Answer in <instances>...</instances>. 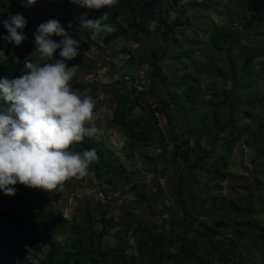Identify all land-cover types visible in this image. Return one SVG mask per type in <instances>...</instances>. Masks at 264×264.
<instances>
[{"label": "rangeland", "instance_id": "374dc122", "mask_svg": "<svg viewBox=\"0 0 264 264\" xmlns=\"http://www.w3.org/2000/svg\"><path fill=\"white\" fill-rule=\"evenodd\" d=\"M195 1L198 2L199 8L206 7L210 10L211 17L217 25L232 28L238 35L240 41L231 53L234 59L241 56L243 58V55L246 57L255 55L264 48V28H258V26L260 27L259 24L264 25V15L263 17L257 16L258 11L256 10V5L261 3L260 0ZM261 1L264 2V0ZM141 3L143 2L138 0H131L123 5L117 2L116 7L118 6L119 10L123 11L122 21L124 19L129 21L134 16L141 20L140 12L144 10L140 6ZM193 3L192 0H181L177 4L173 3L174 8H172V5L169 6L164 1L162 4L164 19L170 24L174 23L181 16L177 7H181L182 10L183 5H193ZM191 8L193 9V6ZM216 11L217 13H213ZM261 11L264 14V11ZM34 12L36 16L38 15L42 19L41 23L49 19L60 21L66 30L72 32L74 38L80 40V55L65 62L69 67L79 65L72 81L73 88L91 95L96 100L95 123L100 131L95 138H85V141L93 142L96 148H101L102 151L108 150L118 155L121 163L119 162L116 166H122L126 178L124 181L121 180L122 184H120V189L116 191L115 195L118 196L120 192V197L125 196L137 207L136 216L126 215L128 212L120 209L121 206L119 205L123 197L121 200L114 198L119 199L118 202H113L115 207L110 206V204L104 207L103 204L105 203L100 201L101 193L98 195L95 191L98 188L89 177L91 172L82 178L68 180L64 184L63 191L59 193L49 194L35 189L36 194H43L48 205L55 210L54 226L51 229L54 230L58 241L62 243L69 238L71 239L73 235V231L70 230L71 223L77 220L81 226L86 224L84 215L86 210H89L87 213L91 212L94 219L90 227L94 232L104 231L103 238L98 241L95 237L93 242L94 246L98 247L96 256L100 264H115V261L122 263L125 258H136L138 264L140 260H144L150 251L146 250L147 253H141L134 231L126 232L128 225H131L133 229L137 228V225L134 223L132 225L131 222L149 223L151 229L157 232L170 229L169 223L165 221L175 220L182 225L189 226L183 208L174 199L175 183L179 173L184 170V174H189L190 179L192 178L188 188L193 194L192 198L185 204V208L190 209L192 214L197 216L193 220L195 224L205 220V214L201 213L202 203L205 200H209L210 203L215 197L234 201L239 203L242 208L250 210V217L257 222L255 231L258 237L252 243H244L247 250L245 251L246 254L242 256V262L244 264H260L264 256L261 253V248L258 250L254 244L257 241L260 244V238L264 237V205L260 198L264 183L259 182L258 179L264 175L255 166L257 148L260 143L255 140L248 144L247 141L256 134V123L264 120V109L255 110L251 118H245L244 101L234 103L237 101V96L247 89L242 78L234 81L229 77L224 82V76L217 74L218 68L222 73L226 69L222 56L215 55L217 59L215 66L210 64V60L203 57L205 53L200 55L203 47L200 43L202 37L196 36L191 28L186 29L185 34H179L178 38L180 40L185 39L187 42H195L194 47H192V53L195 55L193 58L204 66L197 74L195 71L192 74L189 69V65L192 63L189 62L186 73L194 76L195 82L192 85L200 90L199 94L202 98L199 105L191 107V109L188 108L187 113H182L183 120H179L178 116L169 120L161 109L160 101L168 98L166 90L176 78V67H174L173 62L163 60L164 58L160 60V62L163 60L161 63L159 62L160 72H155L154 67H152L151 59H149V52L152 50L150 41L156 42L160 33L157 29L156 19L151 18L149 20L147 24L148 33L141 29L142 33L137 34L141 43L130 41L124 45L122 39L111 38L112 33H101L94 37L91 30L83 28L80 23L78 27L71 23L72 28L68 29V26L65 25L70 21L64 14L65 9L63 11L43 6L37 8L36 11L29 12V14L32 15ZM192 13L193 11L187 13L191 19L194 17ZM35 24L38 23L35 22ZM52 38L57 42L61 39L55 36ZM171 43L172 48H174L176 43L174 41ZM247 44L250 46L246 50ZM190 47V44L186 45V48L189 49ZM34 49L35 39L23 41L19 47L13 44L10 48L16 56L20 55L36 60L39 54ZM240 49L245 51L241 54ZM123 50L126 51L123 53ZM85 52H88L86 56L84 55ZM54 57L60 58L59 50L54 53ZM133 57H136V61L130 66V59ZM44 62L41 61V63ZM218 65L221 67L216 68ZM259 68L260 60H256L252 71H258ZM131 75H134L135 78ZM181 77L183 76H178L177 80ZM126 78L130 79V84ZM163 78L166 79L165 83L161 82ZM251 80H253L252 77H249V81ZM136 86H141V89L138 90ZM255 88L257 94L264 97V79L259 83L257 82ZM182 91L183 89L180 90V92ZM135 102L137 103L134 105ZM124 104H126L127 110L125 113L126 121L139 123L138 127L133 129V137L124 133L120 126L110 123L112 110L116 106ZM149 110H151V114ZM152 110L157 113L152 112ZM241 116L240 141L232 153H228V149L224 146V126L230 118H241ZM245 126L249 127L246 131L243 130ZM130 142L135 145L134 148L130 147ZM185 154L189 156L186 163L183 159ZM113 174L116 175V171ZM257 183L259 191L257 190ZM108 195L112 196V193ZM147 206L151 211H154L155 216H147L141 211L147 210ZM126 208L129 210L131 207ZM207 208L210 211L212 206ZM140 213L142 214L141 217H139ZM234 215L231 214L228 219L233 218ZM182 217L186 220H183ZM103 218L105 221L112 218L114 223L104 227ZM64 219L68 223L63 225H67V227H65L64 232H61L62 234H58L63 229V225L60 226V224ZM210 223L209 220L204 226H209ZM85 228L92 231L88 225ZM179 232L185 238L186 234H183L182 231ZM228 235H225L226 241ZM201 239L202 237H196L198 241ZM218 243L224 248L228 247L223 239L218 240ZM84 245L89 247V241L86 240ZM189 247L199 257L207 256L211 264H225L219 258L211 257L209 252L200 249L192 242ZM46 251L47 246L42 244L41 252L38 255L27 250L23 260L21 262L15 260V262L16 264H39L45 258ZM172 252V254L177 255L179 251L175 248ZM0 256L2 257V259L0 257L2 264H12L10 261L11 254L0 253ZM229 258V264H234L238 260V257L235 256ZM174 264L182 263L180 259H176Z\"/></svg>", "mask_w": 264, "mask_h": 264}, {"label": "trees", "instance_id": "16d2710c", "mask_svg": "<svg viewBox=\"0 0 264 264\" xmlns=\"http://www.w3.org/2000/svg\"><path fill=\"white\" fill-rule=\"evenodd\" d=\"M128 1L131 0H117V2L122 5L126 4ZM138 1L143 2L140 4L144 9L143 12H140L141 20L137 19V16H134L131 17L129 21L126 19L122 21L121 17H123V11H120L118 6L95 10L81 7L73 3L72 0H37L35 5L25 8L22 6V0H0V20L8 19L9 15H15L17 13L22 14L27 21L25 27L22 29V34L27 37L25 40L27 41L28 39H35L34 34L36 33V29L42 22V19L38 15L36 16L35 12L32 15H30L29 12L36 11L37 8L43 6L63 11L65 9L64 14L70 21L67 22L65 26L72 23L78 27L80 21L84 19H99L106 16L107 19L103 22L115 26V31L112 32L111 38H120L123 40L122 43L126 45L130 41L141 43V39L137 37V34L139 32L142 33L141 29L148 33L147 24L149 20L151 18L156 19L158 24L157 29L160 33L157 36L156 42L150 41L152 50L149 52V59H151L152 67H154L155 72H160L159 62L163 58V60L173 62L174 67H176V78L173 79V84L169 85L170 87L166 90L168 98H165L162 102L160 101L161 109L169 120H172L173 117V119H175L177 116L179 120H183L181 116L182 113H187L188 108L191 109V107L199 105V101L202 98L199 94L200 90L192 85L193 82H195L194 76L192 75L194 73L193 71L197 74L199 70L204 68L202 63L200 64L197 59L195 61L193 58L195 55L192 53V47H194L195 42H187L185 39L180 40V38H178L179 34L184 35L185 30L191 28L196 36L202 37L200 43L203 47L200 55L205 53L203 57H207L210 60V64H213V66H215L214 64H216L215 61L217 60L215 55L218 54L222 56L224 66H226L224 73L218 68L221 66L218 65L216 68H218L220 72H217V74L219 76H224V82H226V79H229V77L234 81L242 78L247 89H245L241 95L237 96V101L234 103L244 101V117L251 118L255 110L260 111L264 109V97L258 95L255 90L257 82L259 83L264 79V48L259 50L255 55L249 57L243 55V58L241 56L238 59H234L231 53L235 50L240 38L232 28L229 29L226 26L217 25L211 17L210 10L206 9V7L199 8V4L195 0H192L194 1L193 5H183L182 10L180 9L181 7H177L181 16L172 24L164 19L162 4L165 1V3L169 6L172 5V8H174L173 3L177 4L181 0ZM260 2L261 3L256 5L257 9H255L258 11L257 16L263 17L264 14H262L261 10L264 11V2L261 0ZM191 6H193V9ZM196 8L197 10H195ZM190 11H193V19L189 18L187 15ZM213 13H217V11ZM35 22L38 24L34 25ZM259 25L260 27L258 26V28H264V25ZM134 29L135 32H133ZM5 35H7V31L4 29L3 24L0 23V36ZM172 41L176 43L174 48H172ZM187 44L191 46L189 49L186 48ZM12 45L11 43L0 40V49L4 50L5 55L8 57L7 60L0 64V79L5 76L9 78L19 76L20 72L24 70L23 65L26 58L20 55H14L10 50ZM249 46L250 44L246 45V50L249 49ZM125 51L126 50H123V53ZM243 51L242 49L239 50L241 54ZM256 60H260L261 69L259 68L258 71H252ZM135 61L136 57L131 58L130 66H132ZM189 62L192 63L189 65L192 74L186 73ZM131 76L135 78L134 75ZM157 76H159V74H157ZM178 76L183 77L177 80ZM249 77H252L253 80L249 81ZM161 82L165 83L166 79L163 78ZM181 89H183L182 92H180ZM136 103L137 102H135L134 105ZM126 112V104L116 106V108L112 110L110 123L120 126L124 133L132 136L133 129L137 128L139 123L134 121L127 122L125 116ZM150 112L151 110H149V113ZM241 121L242 116L241 118L233 117L230 118L224 126V146L228 149V153H232L233 149L240 141L241 132L239 131L241 129ZM248 128L249 127L245 126L243 130L246 131ZM256 128V134L251 136L247 143L249 144L250 141L255 140L260 143L257 148L255 166H257L258 171L264 175V161H262V159H264V120L257 122ZM188 132L190 131L188 130ZM194 133L196 132L194 131ZM129 145L131 148L135 147L132 142H130ZM71 147L75 152H82L92 148L96 149L99 159L90 166L88 173L91 172L89 177L98 188L95 191L98 192V194H100L101 191L103 197H100V201L105 203L103 204L104 207L108 204L111 206L114 201L118 202L119 199L121 200L123 196H119L120 192L118 196L115 194L117 193L116 191L120 189V184H122L121 180H125L126 174L122 170L123 168L121 165L116 166L119 162L121 163L118 155L108 150L102 151L101 148H96L93 142L88 143L85 140ZM185 155L183 159L186 163L189 160V156L187 154ZM114 171H116V175L113 174ZM258 179L260 180L259 182L264 183V176ZM191 181L192 178L190 179V175H185L184 170H182L178 175L174 189L175 202L180 204L183 208L189 226L182 225L175 220L165 221L169 223L170 229L157 232L151 229L149 223L144 224L142 221L131 222L132 225L133 223L137 225L136 229L128 225L126 232L134 231L140 252L147 253L146 250L150 251L149 254L144 257V260H140L138 264H165V262L166 264H174V260L176 259H180L182 264H211L207 256L199 257L191 250L189 247L191 242L200 249L209 252L208 254H210L211 257L219 258L220 261L225 264H229L228 261L231 256L238 257V260L234 264H244L242 262V256L246 254L245 251L247 250L244 247V243H252V241L254 242L258 237L255 231L257 222L250 217V210L248 208H242L239 203L234 201L215 197L210 203L209 200H205L202 203L201 213L205 214V220L199 224H195L193 220L197 216L193 215L190 209L185 208V204L193 195L188 188ZM258 183L257 190L259 191ZM15 187L17 188V193L14 196H7L0 191V236H2L0 237V253L11 254L12 257L10 261L12 264H16L15 260L21 262L27 250L38 255L41 252L42 244L47 246V251L45 258L42 259L39 264H100L96 256L98 254V247H95L93 242L95 237L100 241L104 236V231H100V233L94 232L90 227L94 219L91 212L87 213L89 210H86V214L84 215L87 223L81 226V223H78L77 220L72 222L70 226V230L73 231L72 238L61 243L56 238L54 230L51 229L54 226L53 220L55 218V210L52 206L48 205V202L44 199V195L41 193L36 194L35 189L21 184H17ZM262 191H264V188L261 190L260 195L261 202L264 205V192ZM109 193H112L113 197L109 196ZM119 205L121 206L120 209L128 212L126 215H137V213H135L137 207L125 196ZM209 206H212L210 211L207 208ZM113 207H115V205H113ZM126 207L131 208L128 210ZM147 208V210L141 211L147 216H155L154 211H151L148 206ZM202 214H200V216H203ZM231 214L235 215L233 218L228 219V216ZM141 216L142 214L140 213L139 217ZM182 219L186 220L183 217ZM209 220L211 221L210 225L204 226ZM112 222L114 223L112 218H108L106 221L104 218L102 219L104 227ZM67 223L68 222L64 219L60 226ZM86 225H88L92 231H88L85 228ZM65 227H67V225H63V229L58 232V234L64 232ZM185 228L186 230H184ZM179 231H182L183 234L188 236H185V238L182 237ZM226 234H229L227 241L225 237ZM190 236L193 237V239H191ZM196 237H202V239L198 241ZM220 239L225 241L228 245L227 248H224L218 243ZM86 240L89 241V247L84 245ZM260 240V244H258L257 241L254 247L258 250L261 248V253L264 256V237H261ZM175 248L179 251L177 255L172 254V250ZM0 264H2L1 260ZM115 264H137V262L136 258H125L122 263L115 261ZM260 264H264V257H262Z\"/></svg>", "mask_w": 264, "mask_h": 264}, {"label": "clouds", "instance_id": "9594fccd", "mask_svg": "<svg viewBox=\"0 0 264 264\" xmlns=\"http://www.w3.org/2000/svg\"><path fill=\"white\" fill-rule=\"evenodd\" d=\"M72 2L95 10L117 4V0ZM36 3L22 0L25 8ZM106 19H84L80 24L95 37L115 31L114 25L103 22ZM0 23L7 31L0 40L19 47L27 39L22 34L27 23L22 14L9 15ZM34 35L38 58H26L19 76L0 79V191L7 196L16 195L17 184L59 193L68 180L86 176L99 159L95 148L71 150L74 144L95 138L100 131L95 123V98L72 85L79 65L69 67L65 62L80 55V40L55 19L41 23ZM54 36L61 38L59 42ZM57 50L59 59L54 57ZM7 59L0 49V63Z\"/></svg>", "mask_w": 264, "mask_h": 264}, {"label": "built area", "instance_id": "2783aa9c", "mask_svg": "<svg viewBox=\"0 0 264 264\" xmlns=\"http://www.w3.org/2000/svg\"><path fill=\"white\" fill-rule=\"evenodd\" d=\"M126 81L128 82V84H130L131 82H129L130 81V79L129 78H126ZM136 88L138 89V90H140L141 89V86H136ZM153 112H155V113H157L155 110H153ZM98 193V192H97ZM101 193V192H100ZM99 195V194H98ZM101 196H102V194H101ZM103 197V196H102Z\"/></svg>", "mask_w": 264, "mask_h": 264}]
</instances>
